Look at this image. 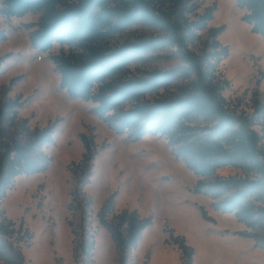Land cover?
I'll return each instance as SVG.
<instances>
[{"label": "trees", "instance_id": "16d2710c", "mask_svg": "<svg viewBox=\"0 0 264 264\" xmlns=\"http://www.w3.org/2000/svg\"><path fill=\"white\" fill-rule=\"evenodd\" d=\"M236 2L247 11L244 21L264 37V0ZM201 8L199 0H4L0 18L42 13L30 42L43 53L55 44L62 47L60 54L50 56L61 75V88L72 98L93 102V113L120 135L134 140L146 135L165 138L176 157L201 178L196 193L213 199L216 210L234 214L249 230L239 235L254 239L264 249V134L254 129H264V103L254 90L251 114L240 110L243 99L225 95L230 82L219 66L229 48L218 40L225 28L209 26L216 7H207L202 14ZM133 27L142 29L135 41L111 45ZM146 29L153 32L148 34ZM5 40L6 31L0 29V41ZM164 49H169L167 56L152 57L174 58L179 66L143 75L132 71L145 54ZM4 59L0 58V70ZM18 80L21 77L14 78L6 92ZM25 104L18 98L0 109V262L4 264H27L22 244L31 246L34 235L23 222L17 226L6 215L3 201L19 176L44 173L52 162L43 148L52 140L53 129H32L28 119L19 120ZM81 138L86 153L75 170L80 176L68 219L75 264H96L99 227L110 233L124 264V256L138 248L153 220L136 210L115 215L112 196L97 214L98 228L91 220L89 227L75 224L78 214L85 223L93 213L92 200L84 193L91 182L84 168L97 152L85 135ZM222 168L238 173L223 177L218 174ZM167 243L178 247L183 264H195V249L185 237L172 233Z\"/></svg>", "mask_w": 264, "mask_h": 264}, {"label": "rangeland", "instance_id": "374dc122", "mask_svg": "<svg viewBox=\"0 0 264 264\" xmlns=\"http://www.w3.org/2000/svg\"><path fill=\"white\" fill-rule=\"evenodd\" d=\"M199 1L201 14L207 7H216L209 26L225 28L218 37L229 48L228 57L219 66L220 73L230 82L225 95L233 100L243 99L240 110L252 114L254 90L260 92L264 103V37L254 33L244 21L247 11L236 0ZM42 15L0 18V29L7 34V40L0 41V58H5L0 70V109L19 98L26 101L19 110V120L28 119L32 129H53L52 140L43 148L52 158L48 171L33 175L38 177L35 181L30 180L33 176H19L2 204L3 211L17 226L23 222L34 235L31 246L22 244L27 264H75L74 237L68 219L72 218L69 205L80 176L75 170L86 153L81 135L97 152L84 168L91 181L84 193L87 200H92L93 213L85 223L78 214L73 219L75 224L89 227L92 221L93 228H98L97 214L112 196L115 215L136 210L143 218L153 220L138 248L124 256V264H183L178 247L167 243L172 233L185 237L195 249V264H264V249L254 239L239 235L247 227L234 214L216 210L213 199L196 193L201 178L176 157L165 138L146 135L134 140L120 135L93 113V102L72 98L61 88V75L50 56L60 54L62 47L55 44L50 52L43 53L30 42ZM27 25L33 27L28 29ZM141 31L133 27L118 35L111 45L135 41ZM168 52L164 49L147 53L131 69L143 75L154 69L176 68L180 63L174 58L152 57L167 56ZM18 77L21 80L6 92ZM19 120L18 127L22 125ZM254 129L264 134L262 126ZM237 173L233 168L218 171L223 177ZM96 239V264H122V255L106 229L99 227ZM108 257L112 259L106 262Z\"/></svg>", "mask_w": 264, "mask_h": 264}, {"label": "crops", "instance_id": "0c3cea01", "mask_svg": "<svg viewBox=\"0 0 264 264\" xmlns=\"http://www.w3.org/2000/svg\"><path fill=\"white\" fill-rule=\"evenodd\" d=\"M110 234V233H109ZM73 236V235H72ZM111 236V235H110ZM98 239V238H97ZM97 239H96V246L98 245V242H97ZM112 239V238H111ZM113 241V240H112ZM113 243H114V241H113ZM72 245H73V243H72ZM114 245H115V243H114ZM115 248H116V245H115ZM72 250H73V248H72ZM117 250V249H116ZM97 252V249H95V253ZM95 257H96V254H95ZM74 258V257H73ZM102 259V258H101ZM100 259V260H101ZM105 259H106V257H105ZM112 258H107V260H105L106 262H109L110 260H111ZM96 262V261H95Z\"/></svg>", "mask_w": 264, "mask_h": 264}, {"label": "bare ground", "instance_id": "6f19581e", "mask_svg": "<svg viewBox=\"0 0 264 264\" xmlns=\"http://www.w3.org/2000/svg\"><path fill=\"white\" fill-rule=\"evenodd\" d=\"M71 102H72V101H71ZM37 178H38V177L33 176V177L30 178V180H31V181H35Z\"/></svg>", "mask_w": 264, "mask_h": 264}, {"label": "built area", "instance_id": "2783aa9c", "mask_svg": "<svg viewBox=\"0 0 264 264\" xmlns=\"http://www.w3.org/2000/svg\"><path fill=\"white\" fill-rule=\"evenodd\" d=\"M38 59H39V60H42V58H41V57H39Z\"/></svg>", "mask_w": 264, "mask_h": 264}]
</instances>
